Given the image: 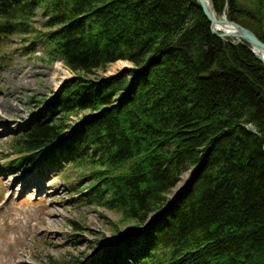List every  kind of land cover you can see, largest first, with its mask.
<instances>
[{
  "label": "trees",
  "instance_id": "1",
  "mask_svg": "<svg viewBox=\"0 0 264 264\" xmlns=\"http://www.w3.org/2000/svg\"><path fill=\"white\" fill-rule=\"evenodd\" d=\"M213 1L264 42L246 23L254 11ZM210 28L197 0H0V50L43 41L75 74L14 139L7 168L76 169L74 202L122 215L98 264H264V65ZM120 61L133 68L89 78Z\"/></svg>",
  "mask_w": 264,
  "mask_h": 264
},
{
  "label": "rangeland",
  "instance_id": "2",
  "mask_svg": "<svg viewBox=\"0 0 264 264\" xmlns=\"http://www.w3.org/2000/svg\"><path fill=\"white\" fill-rule=\"evenodd\" d=\"M238 1L245 10L255 13V21L246 23L264 35V0ZM44 23L38 14L36 27L41 29ZM32 42L30 37H15L0 50V264H17L14 256L22 254L28 264H97L103 257L102 247L117 236L110 223H118L121 233L126 231L127 228L120 225L122 215L75 203L76 195L71 189L79 177L76 169L55 170L47 163L33 166L29 171L7 168L8 163L16 159L12 153L14 139L33 123L42 103L75 78L63 61L59 68L60 61L51 59L42 46L43 41L34 51L26 49ZM132 68L131 64L114 63L89 78L114 77ZM65 72L67 79L62 80ZM53 79L61 84L55 86ZM83 115L73 117L74 122ZM189 176L190 172L183 174L181 182L168 195L169 199L183 191ZM30 180L32 184L27 190L26 181ZM158 217L160 215L154 212L151 221ZM54 221L57 230L51 231L49 228ZM151 221L148 222L150 227L153 226ZM71 222L79 223L82 230L76 232L70 227ZM139 241L143 250L144 241Z\"/></svg>",
  "mask_w": 264,
  "mask_h": 264
},
{
  "label": "water",
  "instance_id": "3",
  "mask_svg": "<svg viewBox=\"0 0 264 264\" xmlns=\"http://www.w3.org/2000/svg\"><path fill=\"white\" fill-rule=\"evenodd\" d=\"M206 18L211 23V32L222 40L241 45L251 51L264 65V42L248 28L228 19L227 11L220 17L213 0H197Z\"/></svg>",
  "mask_w": 264,
  "mask_h": 264
},
{
  "label": "bare ground",
  "instance_id": "4",
  "mask_svg": "<svg viewBox=\"0 0 264 264\" xmlns=\"http://www.w3.org/2000/svg\"><path fill=\"white\" fill-rule=\"evenodd\" d=\"M200 6V5H199ZM226 9H228V3L226 4V7H225ZM263 8H264V3H263ZM225 9V10H226ZM228 11H229V9H228ZM238 16L239 17H241V18H247V16L245 15V14H242V13H240V12H238ZM229 19V18H228ZM232 21V20H231ZM233 22H235V21H233ZM237 22V21H236ZM222 40V39H221ZM224 41V40H223ZM225 41H227V40H225ZM117 63H122V64H131L130 62H128V61H120V62H117ZM132 65V64H131ZM61 66H62V64H61V62L58 64V67L59 68H61ZM66 75H67V73L65 72V76L62 78V80H66L67 79V77H66ZM115 77V76H114ZM109 78H111V77H109ZM53 84L55 85V86H59V84H61L60 82L59 83H57V82H55V79H53ZM26 182H28V184H27V186H29V188H25V189H27V190H29L30 189V186H31V184H32V181L30 180V181H26ZM189 182V181H188ZM188 182H187V184H186V186L188 185ZM26 190V191H27ZM55 217H57V215L55 214L54 215ZM56 224L57 223H55V221H54V223L53 224H51V228H49L51 231H54V230H57V229H55V227H56ZM44 227H42V229H43ZM145 245V244H144ZM14 260L15 261H17L18 260V263L17 264H28V261L25 259V255L24 254H22V255H15L14 256ZM15 261H14V263H15Z\"/></svg>",
  "mask_w": 264,
  "mask_h": 264
},
{
  "label": "clouds",
  "instance_id": "5",
  "mask_svg": "<svg viewBox=\"0 0 264 264\" xmlns=\"http://www.w3.org/2000/svg\"><path fill=\"white\" fill-rule=\"evenodd\" d=\"M245 127L247 129H249V130H251V131L256 132L257 134H259V128H258V126H257V124H256L255 121H251V122L247 123L245 125Z\"/></svg>",
  "mask_w": 264,
  "mask_h": 264
}]
</instances>
